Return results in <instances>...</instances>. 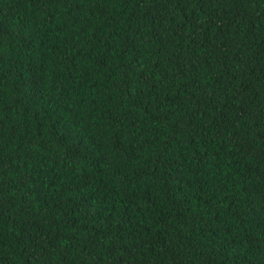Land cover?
Listing matches in <instances>:
<instances>
[{
  "label": "trees",
  "instance_id": "trees-1",
  "mask_svg": "<svg viewBox=\"0 0 264 264\" xmlns=\"http://www.w3.org/2000/svg\"><path fill=\"white\" fill-rule=\"evenodd\" d=\"M0 264H264V0H0Z\"/></svg>",
  "mask_w": 264,
  "mask_h": 264
}]
</instances>
